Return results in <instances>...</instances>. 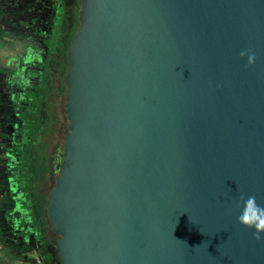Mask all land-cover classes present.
Instances as JSON below:
<instances>
[{
    "label": "water",
    "instance_id": "water-1",
    "mask_svg": "<svg viewBox=\"0 0 264 264\" xmlns=\"http://www.w3.org/2000/svg\"><path fill=\"white\" fill-rule=\"evenodd\" d=\"M77 15L47 206L61 264H264L237 220L241 196L264 206V0Z\"/></svg>",
    "mask_w": 264,
    "mask_h": 264
},
{
    "label": "flooded vegetation",
    "instance_id": "flooded-vegetation-1",
    "mask_svg": "<svg viewBox=\"0 0 264 264\" xmlns=\"http://www.w3.org/2000/svg\"><path fill=\"white\" fill-rule=\"evenodd\" d=\"M14 1L19 9L16 22L3 18L0 37V242L37 253L38 246L25 238L12 217L15 201L24 206L20 199L31 194L29 176L35 161L44 159L48 168L39 185L47 197L61 171L68 128L66 74L79 0ZM58 238L50 225L42 239L50 249L57 248Z\"/></svg>",
    "mask_w": 264,
    "mask_h": 264
},
{
    "label": "trees",
    "instance_id": "trees-1",
    "mask_svg": "<svg viewBox=\"0 0 264 264\" xmlns=\"http://www.w3.org/2000/svg\"><path fill=\"white\" fill-rule=\"evenodd\" d=\"M68 45V41H67ZM63 63L65 68L63 73H65L67 66V53H63ZM48 173V168L46 166L44 159H38L35 164L31 166L30 169V191L31 194L28 198H21L24 206L20 205L17 200L14 206V217H12L13 224L17 221V226L24 230L26 234V239L30 241L34 246H38V257L42 264H61V259L58 256V249L47 248L43 241L49 231L50 224L47 217V206L48 197L47 193H42L39 190V185L44 182V178ZM20 218V219H18ZM57 253V256H56Z\"/></svg>",
    "mask_w": 264,
    "mask_h": 264
},
{
    "label": "clouds",
    "instance_id": "clouds-1",
    "mask_svg": "<svg viewBox=\"0 0 264 264\" xmlns=\"http://www.w3.org/2000/svg\"><path fill=\"white\" fill-rule=\"evenodd\" d=\"M245 52H241L240 56H245ZM248 62L252 63L255 59L254 54H247ZM242 208L237 217L238 222L250 229H253V238L257 241L264 239V206L257 203L256 197L249 196L246 199L241 196L237 207Z\"/></svg>",
    "mask_w": 264,
    "mask_h": 264
},
{
    "label": "crops",
    "instance_id": "crops-1",
    "mask_svg": "<svg viewBox=\"0 0 264 264\" xmlns=\"http://www.w3.org/2000/svg\"><path fill=\"white\" fill-rule=\"evenodd\" d=\"M35 259L41 264L37 253L31 247L23 250L21 246L15 248L0 242V264H32Z\"/></svg>",
    "mask_w": 264,
    "mask_h": 264
},
{
    "label": "rangeland",
    "instance_id": "rangeland-1",
    "mask_svg": "<svg viewBox=\"0 0 264 264\" xmlns=\"http://www.w3.org/2000/svg\"><path fill=\"white\" fill-rule=\"evenodd\" d=\"M17 1V0H16ZM29 1V0H28ZM16 2L14 0L8 1V0H0V37H2V32L1 30H4V28L2 27V25H4L3 23V18L6 19H11L13 21H15L14 16L18 15V10L17 4L14 5ZM25 9V8H24ZM23 10V9H21ZM26 12V10H25ZM6 14V16H4ZM8 16V17H7ZM12 21V22H13ZM16 22V21H15ZM14 22V23H15ZM16 24V23H15ZM1 126V125H0ZM1 131V130H0ZM1 135V132H0ZM2 197L0 196V203H2ZM15 225L17 224V221L14 223ZM17 226V225H16ZM34 262H38L36 259ZM37 264V263H36Z\"/></svg>",
    "mask_w": 264,
    "mask_h": 264
}]
</instances>
